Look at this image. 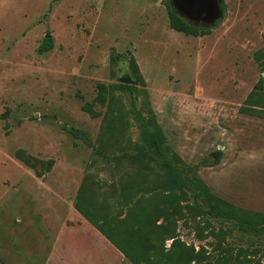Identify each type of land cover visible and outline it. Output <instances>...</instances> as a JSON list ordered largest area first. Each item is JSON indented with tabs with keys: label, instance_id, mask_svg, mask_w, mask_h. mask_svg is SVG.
Masks as SVG:
<instances>
[{
	"label": "rangeland",
	"instance_id": "1",
	"mask_svg": "<svg viewBox=\"0 0 264 264\" xmlns=\"http://www.w3.org/2000/svg\"><path fill=\"white\" fill-rule=\"evenodd\" d=\"M171 1L196 26H211L219 8L221 21L192 36L170 27L165 0H0V264H86L78 236L62 228L77 216L67 199L89 174L101 192L132 170L96 156L106 122L118 143L105 152L121 154L138 141L130 97L116 87L126 75L135 80L136 108L153 112L173 152L197 165L212 193L264 212V118L241 110L264 76L253 59L264 46V0H208L195 12ZM47 35L51 47L40 54ZM97 83L113 97L92 117L81 105L96 96ZM178 233L196 249L214 242L207 228L204 240L181 222Z\"/></svg>",
	"mask_w": 264,
	"mask_h": 264
},
{
	"label": "trees",
	"instance_id": "2",
	"mask_svg": "<svg viewBox=\"0 0 264 264\" xmlns=\"http://www.w3.org/2000/svg\"><path fill=\"white\" fill-rule=\"evenodd\" d=\"M185 1L193 5V11L195 6H208L205 0ZM217 1L223 5V0ZM165 3L172 29L192 36L209 33L213 25L196 26L180 15L171 0H165ZM50 47V39L44 38L38 52L42 54ZM118 57L120 54L110 55V61L113 63ZM253 59L263 73L264 46L254 52ZM130 60L134 62L132 57ZM140 81L144 83L142 78ZM116 87L130 97L129 113L138 130V141L123 146L121 154L105 152L106 147L118 143L115 125L106 122L96 137V156L114 165V169L132 170L122 173L101 192L97 191L101 187L92 180V175L86 176L74 197L76 211L131 264H264L261 260L258 262L264 258V212L237 206L212 193L195 175L197 165L184 164L173 152L153 112L143 114L136 108L134 85L117 83ZM96 89V96L81 105V109L92 117L100 115L94 110L95 105L103 106L113 97L104 83H97ZM241 110L264 118V76L259 77L247 94ZM107 117L106 113L103 120ZM64 129L89 142L85 132ZM221 153V150L213 153L215 162ZM17 155L31 166L29 158ZM207 163V160L202 162ZM153 175L159 179H152ZM113 199L116 200L115 210L111 212L110 201ZM179 222L182 226L192 227L202 240L207 237L205 229H209L214 239L208 244L211 249L208 250L206 244H200L196 249L193 243L183 240L178 233Z\"/></svg>",
	"mask_w": 264,
	"mask_h": 264
},
{
	"label": "crops",
	"instance_id": "3",
	"mask_svg": "<svg viewBox=\"0 0 264 264\" xmlns=\"http://www.w3.org/2000/svg\"><path fill=\"white\" fill-rule=\"evenodd\" d=\"M77 190L78 186L75 191L73 189L72 192L71 190H69L71 193H69L70 196L67 199V205H69L70 210L75 212L77 216L74 219L68 218L64 222V224H62V228L67 229L75 236H78L77 244L78 249L82 254L81 257L84 260L83 263L131 264L120 251H118L90 222H88L83 216H81L73 207V201ZM83 237L86 239H84ZM101 241L103 242V244H106V247L109 244V247L111 248H105L104 245L101 244Z\"/></svg>",
	"mask_w": 264,
	"mask_h": 264
},
{
	"label": "water",
	"instance_id": "4",
	"mask_svg": "<svg viewBox=\"0 0 264 264\" xmlns=\"http://www.w3.org/2000/svg\"><path fill=\"white\" fill-rule=\"evenodd\" d=\"M205 1L208 5L209 1L208 0H205ZM221 18H222V10H221V8H219V13L217 14V16H215L213 19L208 20V24L214 25L216 22H220ZM49 36L50 35H47L46 38H48ZM118 82L122 83V84H128V85H134L135 84V80L130 75L119 77Z\"/></svg>",
	"mask_w": 264,
	"mask_h": 264
},
{
	"label": "flooded vegetation",
	"instance_id": "5",
	"mask_svg": "<svg viewBox=\"0 0 264 264\" xmlns=\"http://www.w3.org/2000/svg\"><path fill=\"white\" fill-rule=\"evenodd\" d=\"M189 21V20H188Z\"/></svg>",
	"mask_w": 264,
	"mask_h": 264
}]
</instances>
